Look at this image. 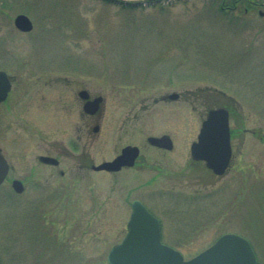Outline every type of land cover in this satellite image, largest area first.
<instances>
[{
    "label": "rangeland",
    "instance_id": "374dc122",
    "mask_svg": "<svg viewBox=\"0 0 264 264\" xmlns=\"http://www.w3.org/2000/svg\"><path fill=\"white\" fill-rule=\"evenodd\" d=\"M124 2L0 0V65L16 77L0 104V149L25 184L21 193L0 186V264H109L133 199L187 259L234 232L264 264V0L248 14L213 0ZM18 13L32 31L15 26ZM214 87L235 97L240 115L221 176L190 152L216 107ZM83 88L104 97L95 117L83 110ZM163 134L172 149L148 142ZM128 144L140 147L137 166L82 167Z\"/></svg>",
    "mask_w": 264,
    "mask_h": 264
},
{
    "label": "water",
    "instance_id": "95a60500",
    "mask_svg": "<svg viewBox=\"0 0 264 264\" xmlns=\"http://www.w3.org/2000/svg\"><path fill=\"white\" fill-rule=\"evenodd\" d=\"M153 1V0H148ZM16 26L23 31L33 28L31 19L26 14H19L15 19ZM12 87V82L3 70H0V102L5 100ZM79 95L86 100L84 110L95 113L103 101V96L90 100V93L84 89ZM177 93L169 95L176 99ZM99 126L95 127L98 130ZM149 142L171 149L173 141L170 135L149 136ZM140 154L136 145L125 146L113 160L93 164L95 170H120L124 165L132 166ZM191 155L194 160H204L206 166L217 175L228 170L232 158L231 128L229 111L224 107L209 109L203 120L197 140L191 144ZM42 161L58 164L56 157L41 155ZM10 165L0 151V184L4 181ZM13 188L24 191L20 179H14ZM132 214L128 222V232L124 239L114 245L109 254V264H258L257 256L251 242L238 233L227 232L221 235L212 245L190 259H185L178 249L161 240L159 219L138 199L132 203Z\"/></svg>",
    "mask_w": 264,
    "mask_h": 264
},
{
    "label": "flooded vegetation",
    "instance_id": "af4514ba",
    "mask_svg": "<svg viewBox=\"0 0 264 264\" xmlns=\"http://www.w3.org/2000/svg\"><path fill=\"white\" fill-rule=\"evenodd\" d=\"M213 1H217V2H219L218 3V8H219V10L220 11H222V12H225V13H230V12H233V11H236V10H239L240 8H242L244 11H245V13H249L250 11H252V9L253 8H255V6H258L260 3L259 2H254V1H256V0H213ZM150 2H152V1H149V3ZM156 2H159V0H155L153 3H156ZM249 2H251V3H249ZM250 5L252 6V8H249L250 7ZM0 12L3 14V16H4V5H3V7L0 9ZM262 12V10H260V13ZM18 14H21V13H18ZM17 14V15H18ZM263 14V13H262ZM16 15V16H17ZM4 22V21H3ZM14 23H15V19H14ZM4 24V23H3ZM0 69H2V70H5L7 73H8V75H9V77H10V79L13 81V84H14V81H15V79H16V77H15V75H12V74H10L9 73V70L8 69H6V68H4V67H2L1 65H0ZM84 89V88H83ZM82 90V89H81ZM210 92L211 93H213V95H214V97H215V100H216V102L214 103L215 104V106L216 107H225V108H227L228 110H229V113H230V122H231V116H233V118H234V120L236 121V122H238L239 120H238V118H239V114H238V111L236 110V104H234V97H233V95L230 93V92H228V91H226V90H224V89H220V88H217V87H214V88H212L211 90H210ZM96 96H94V97H92L91 96V94H90V97L89 98H91V99H94ZM9 98V97H8ZM8 100V99H7ZM7 100L6 101H3V102H1V103H4V102H7ZM85 102H86V100H84V104H85ZM0 103V104H1ZM84 104H83V110H84ZM102 108H103V104H101L100 105V108L95 112V113H87L85 110H84V112H85V114H87L88 116H91V117H95V116H97V114H99V113H101V111H102ZM96 126H99V124H96L94 127H93V129L95 130V127ZM240 126V125H239ZM99 128H100V126H99ZM99 130V129H98ZM243 130H246L245 128H242V131ZM235 130H234V128H232V138H233V135H235ZM253 132V131H252ZM115 157V156H114ZM113 157V158H114ZM39 158H40V156H39ZM113 158H111V159H113ZM40 160H41V158H40ZM108 160V159H107ZM90 161V160H89ZM89 161H86L85 162V164L83 163V159H81V163H82V167L83 166H88V167H90L91 166V168H92V165H93V163H91V162H89ZM41 162H43V161H41ZM10 163V162H9ZM43 163H45V164H49V163H46V162H43ZM139 164V161H137V163L134 165V166H137ZM11 165V164H10ZM49 165H53V164H49ZM57 166V165H56ZM124 168H127V166H124L122 169H124ZM11 170H12V165H11V168H10V170H9V173H8V177H7V179H6V181H12L15 177H11L10 176V172H11ZM103 171H105V170H103ZM106 172H109V171H106ZM62 174H64V172L62 171L61 172ZM158 218H159V216H158ZM160 219V218H159ZM160 221H161V219H160ZM161 227H162V221H161ZM162 238H163V228H162Z\"/></svg>",
    "mask_w": 264,
    "mask_h": 264
},
{
    "label": "bare ground",
    "instance_id": "6f19581e",
    "mask_svg": "<svg viewBox=\"0 0 264 264\" xmlns=\"http://www.w3.org/2000/svg\"><path fill=\"white\" fill-rule=\"evenodd\" d=\"M90 100H92L91 98H89ZM152 136V135H151ZM198 136V135H197ZM149 138V137H148ZM147 138V139H148ZM148 142H149V140H148ZM150 143V142H149ZM231 143H232V138H231ZM152 144V143H151ZM152 145H154V144H152ZM154 146H156V147H159V148H162V149H168L167 147H161V146H158V145H154ZM125 146H123L121 149H120V151H119V153H121V151H122V149L124 148ZM118 153V154H119ZM117 154V155H118ZM117 155H115V157L117 156ZM140 156V155H139ZM139 158V157H138ZM138 158H136V160H135V163H134V165L137 163V161H138ZM112 160V159H111ZM123 168V167H122ZM121 168V169H122ZM109 172H115V171H109Z\"/></svg>",
    "mask_w": 264,
    "mask_h": 264
},
{
    "label": "trees",
    "instance_id": "16d2710c",
    "mask_svg": "<svg viewBox=\"0 0 264 264\" xmlns=\"http://www.w3.org/2000/svg\"><path fill=\"white\" fill-rule=\"evenodd\" d=\"M123 2H124V1H123ZM124 3H127V4H129V5H133V4H135L136 2H134V1H127V2H124ZM249 8H252V6L250 5ZM259 264H260V261H259Z\"/></svg>",
    "mask_w": 264,
    "mask_h": 264
}]
</instances>
